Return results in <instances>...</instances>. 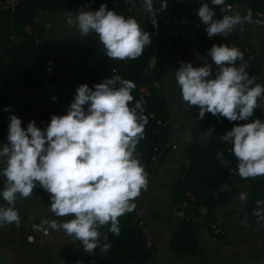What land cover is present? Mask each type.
Instances as JSON below:
<instances>
[{"label":"clouds","instance_id":"1","mask_svg":"<svg viewBox=\"0 0 264 264\" xmlns=\"http://www.w3.org/2000/svg\"><path fill=\"white\" fill-rule=\"evenodd\" d=\"M212 5H225V0H211ZM135 6V5H133ZM161 0L160 8H167ZM143 8L151 15V23L158 27L159 14L153 0H143ZM231 6L221 8L229 11ZM197 15L205 25L209 38H225L252 20L251 10L223 15L216 13L208 3L200 5ZM83 37L95 33L104 46L106 56L113 60H136L151 43L150 33L143 30L137 19L117 14L101 4L96 11L81 9L76 17ZM216 66L204 60V66L194 67L182 62L175 73L183 102L198 107L202 120L206 113L231 121H249L237 125L221 135L220 139L232 145L237 160V174L241 179L264 176V122L252 119L264 97V85L246 71L247 62L236 47L213 45L207 53ZM119 85V87H117ZM136 84L119 75L104 79L89 87L81 84L66 115H52L44 129L30 121L27 128L15 114L9 116L7 143L0 147V176L5 178L2 195L7 207L0 206V226L18 224L20 216L15 205L18 198L32 196L37 183L50 194L49 211L56 217H71L57 222L45 220L34 225V230L45 235L48 229L62 230L67 236L81 242L85 253L97 247L107 251L111 245H101L99 228L111 225L108 231L120 234L119 217L136 208L134 200L147 187V173L140 163L136 147L144 138L148 117L143 100H134ZM56 98L53 97V100ZM4 111H10V106ZM214 129L205 133L208 139ZM222 165L230 161L218 152ZM253 215L257 223L264 221V201H256ZM247 226V221H242ZM47 225V227H45ZM107 240V234L104 235Z\"/></svg>","mask_w":264,"mask_h":264},{"label":"trees","instance_id":"2","mask_svg":"<svg viewBox=\"0 0 264 264\" xmlns=\"http://www.w3.org/2000/svg\"><path fill=\"white\" fill-rule=\"evenodd\" d=\"M73 1L21 0L12 11L3 7L5 0H0V145L2 142H8L10 114L20 118L25 129L33 120L41 129L50 123L51 118L41 112L35 104H30L28 98L43 97L47 102L53 98L48 85L53 82L56 73L48 75V70L51 69L52 72L51 61L54 56L47 38L51 34V24L70 8L74 9ZM79 1L85 11L94 12L101 4H105L109 10L126 18H134L136 7L143 4V0ZM153 3L159 13L156 16L158 27L152 25V17L147 12L144 20L151 35L152 51L161 48L177 51L183 43L181 36L187 31L192 34L196 46L195 56L189 62L194 67L204 66V60H207L215 73L216 66L207 53L214 44L227 45L236 47L243 53V61H237V66L247 62L246 71L249 75L255 76L258 84L264 82L262 58L245 30L247 24L264 18V0H225V5L222 6L212 5L211 0H167L166 9L160 8L161 0H153ZM203 3H208L213 8L216 19L234 12L244 16L247 10H251L252 20L242 26H236L226 38L223 35L209 38L205 25L197 15ZM227 6H231V9L222 12L221 8ZM71 29L75 36L74 55L82 66L71 72L70 82L74 95L81 84L86 83L91 88L94 84L116 75L136 84L131 93L134 100L129 106L134 107L136 101L143 100L148 123L145 126L144 138L139 141L134 155L138 156L143 165L148 182L153 181L166 163L173 147L167 80H164L161 74L151 73L149 70L152 52L145 46L143 55L136 60L109 59L98 35L90 33L89 36L83 37L77 25ZM258 104L260 106L255 109L252 119L258 118L264 122L263 97L258 99ZM9 106L10 111H4ZM198 112V107H190L186 103V115L200 125L202 133L188 142L183 164L169 190L168 199L172 207L183 209L170 237L169 253L177 257L197 255L202 260L199 264H233L240 261L250 264L244 254L217 256L210 262L209 256L200 250L203 232H208L219 240L226 238L224 233H215L214 225H220V213L238 196H243L244 199L243 216L244 221H247L245 227L248 230H256L264 226V221L257 223V218L252 214L257 208L256 201H264V176L241 179L237 174V160L232 153V145L220 139L221 135L231 131L234 126L249 121L230 122L211 113H206L205 117L199 120ZM42 121H45L44 126H41ZM210 129H214L213 135L205 139V133ZM218 152L230 163L222 165L217 159ZM2 167L0 164V168ZM46 193L48 192L37 183L33 194ZM119 221L118 236L108 231L110 224L99 228L101 245H111L107 251L97 247L93 253H85L81 242L77 240L78 264H112L120 263L122 259L127 260L128 264H151L158 248L154 242L149 241L145 232L147 227L142 219L132 211L119 217ZM105 234L107 240L103 238Z\"/></svg>","mask_w":264,"mask_h":264},{"label":"crops","instance_id":"3","mask_svg":"<svg viewBox=\"0 0 264 264\" xmlns=\"http://www.w3.org/2000/svg\"><path fill=\"white\" fill-rule=\"evenodd\" d=\"M72 9L70 8L68 11L75 13V9ZM60 23L61 21L58 19L56 26L51 24L50 35L57 34L54 36L55 40L50 41L48 39L50 35L47 38L51 45V53H53L56 46L59 50H62L71 42L72 36H74L72 35V29L69 30L70 33L59 31L58 26ZM250 26L256 27V24L253 23ZM261 44V47H263L261 48L262 53L259 51L257 53L263 61L264 39L261 40ZM56 57L57 55L52 59L53 64H55L52 72L56 73V77L48 85L52 96L56 99L53 100L52 98L50 102H47L43 97L33 96L32 100V105L35 104L41 112L47 114L50 118L52 115H66L67 109L75 97L70 82L71 72L74 69L70 70L69 67L66 69V67L60 66L56 62ZM72 57L75 62H78L74 51ZM64 61L68 62V65L65 66L72 64L69 57H66ZM150 71L152 73V70ZM182 114L186 119H191L186 115V110H183ZM191 121L194 120L191 119ZM185 132L180 131L176 145H173L171 141L173 149L160 173L153 181L147 183V187L142 189L139 197L134 200L136 208L133 212H136L142 219L147 227L145 232L149 236V241L154 242L158 248L151 264H199L202 261L197 255L177 257L169 253L170 237L182 212H178L177 209L173 208L168 199L170 187L174 179L177 178L181 166L179 162V164H176L177 166L172 162L179 156L180 160L183 159L185 155V149L184 151L180 149L184 144L183 142H185L183 137L191 135L185 134ZM200 134L201 131L197 130L196 133L191 135V138H195ZM186 145H188V139L185 142V148ZM2 146L3 144L0 145V147ZM180 150L181 152H179ZM4 180L5 178L0 176V193L3 191ZM243 201V196H238L232 200L228 208L219 215L221 217L219 220L220 225H214L215 233L219 229L221 233L225 234V239H216L210 236L208 232L201 234L200 250L209 256L210 262L217 256L244 254L247 258L246 261L250 264H264V226L256 230H248L245 227L242 223L244 221ZM0 206L7 207L2 195H0ZM15 208L20 216L19 223L0 226V264H78L77 240L67 236L62 230L48 229L47 235L34 230V225H40L45 220H56L59 223L71 219V217H56L49 211V193L44 195L32 194L27 199L18 198ZM112 264L128 263L125 260L124 262ZM233 264H243V261Z\"/></svg>","mask_w":264,"mask_h":264},{"label":"rangeland","instance_id":"4","mask_svg":"<svg viewBox=\"0 0 264 264\" xmlns=\"http://www.w3.org/2000/svg\"><path fill=\"white\" fill-rule=\"evenodd\" d=\"M73 5H74L75 13L68 11L60 15L59 21H61V23L58 26L59 31L61 30L63 32L68 31L67 33H70L71 31L69 32V30L72 28L71 26L77 25L76 17L78 16L81 9L84 10V8L81 7L79 0H74ZM145 17H146V11L143 8V4L141 6H137L135 14H134V18L137 19V21L141 24L143 30L148 32L145 26V23H144ZM56 22L57 20L52 23V26H56L57 25ZM255 24H256V27L254 26L252 27L250 26V24H247L245 27L246 28L245 30L246 32H248L246 33L247 37H249V39L253 42V44L255 43L254 45L257 51L262 53L261 48L263 47H261L262 46L261 40L264 39V21L258 20L255 22ZM54 36L50 35L48 39L50 41L55 40ZM73 37L74 36H72L71 42H69L66 47L62 48V50H59L58 46H56L54 47L53 53H52L53 56L57 55L56 57L57 64H59L60 66L66 67V69L69 67L70 70L81 68V63L79 61L75 62L72 57L73 51H74L72 43H74L75 41V38ZM181 37H182L183 43L177 51H174L171 48L165 49V51H161V50L152 51L153 55H152V58L149 64V70H152V72L155 74L156 73L161 74L162 78L164 80H167V87L169 90V96L171 98L170 105L171 103L173 104L171 106V120H170L171 127H172V133H173V137L171 138L172 139L171 141L173 145H176V141L178 140V135L181 130L183 132L187 131L185 132V134H191V135L196 133L197 130H200L202 133V129L200 125L197 124L193 118L191 119H193L194 121H191V119H186L185 117H183V114H182L183 110L184 111L186 110V103L183 102L182 100L180 88L175 78V73L177 69L180 67L182 62L189 63L190 60L195 56L196 46L194 44L192 34L186 31L184 34H182ZM257 37H260V39L258 40ZM66 57H69L70 61L72 62V64L69 66H65V65H68V62L64 61ZM262 63L264 66V51H263ZM51 66L52 68L53 66H55V64H53V60H52ZM261 85H264V83H262ZM191 135L183 137V140L186 142V140L188 139V142H189L190 140L193 139L191 138ZM185 142H183L184 144H182V147L180 148L182 151H184L185 149ZM181 150L179 152H181ZM179 157H177L176 160L172 162L173 164H175V166H177L176 164H179V163L181 165L183 164V159L180 160ZM180 167H179V170H180Z\"/></svg>","mask_w":264,"mask_h":264},{"label":"built area","instance_id":"5","mask_svg":"<svg viewBox=\"0 0 264 264\" xmlns=\"http://www.w3.org/2000/svg\"><path fill=\"white\" fill-rule=\"evenodd\" d=\"M20 1L21 0H5L3 7L6 9H11L12 11H14L17 8ZM38 43H40V41ZM43 50H45V49H43ZM0 54H1V52H0ZM48 75L49 76L52 75L51 69L48 70ZM28 99H29L28 102L30 104H32L33 96H29ZM44 125H45V121H42L41 126H44ZM217 233H221L219 229H217Z\"/></svg>","mask_w":264,"mask_h":264},{"label":"water","instance_id":"6","mask_svg":"<svg viewBox=\"0 0 264 264\" xmlns=\"http://www.w3.org/2000/svg\"><path fill=\"white\" fill-rule=\"evenodd\" d=\"M82 3L84 4V2H82ZM261 21H264V18H263V17L261 18ZM253 23H254V22H252L251 24H253ZM147 46H148L149 50L152 52L153 49H152V47L150 46V44L147 45ZM160 50H161V51H165V50L162 49V48H161ZM263 70H264V67H263ZM2 144L4 145L5 142H2L1 145H2ZM182 210H183L182 208H178V209H177L178 212H181ZM220 219H221V217H219V220H220ZM124 261H125V259H122V262H124Z\"/></svg>","mask_w":264,"mask_h":264},{"label":"flooded vegetation","instance_id":"7","mask_svg":"<svg viewBox=\"0 0 264 264\" xmlns=\"http://www.w3.org/2000/svg\"><path fill=\"white\" fill-rule=\"evenodd\" d=\"M257 39H260V37H257Z\"/></svg>","mask_w":264,"mask_h":264}]
</instances>
